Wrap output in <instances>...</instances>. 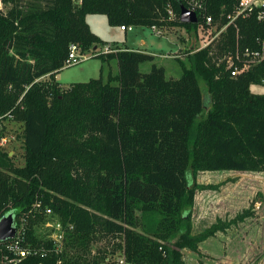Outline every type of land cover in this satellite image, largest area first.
Wrapping results in <instances>:
<instances>
[{"label":"trees","instance_id":"1","mask_svg":"<svg viewBox=\"0 0 264 264\" xmlns=\"http://www.w3.org/2000/svg\"><path fill=\"white\" fill-rule=\"evenodd\" d=\"M3 2L10 7L0 9V114L11 112L23 123L24 164L0 148V214L13 212L17 223L25 216L24 244L51 249L52 241L37 230L51 207L74 225L65 264H104L106 251L92 255V244L107 236L124 237L133 264H184L180 249L198 251L199 243L224 230L215 224L192 233L195 194L204 188L198 173L264 171V93L251 90L264 82V63L232 76L213 62L210 48L189 49V63L182 60L180 76L171 79L152 53L92 49L103 62L117 59L119 72L63 88L56 75L70 45L87 52L105 43L88 23L89 14H105L120 27L181 26L194 45L197 25L168 19V3L179 15L184 1ZM237 2L210 0L209 12L219 19ZM240 26L244 45L255 46L264 35V22L255 16L241 19ZM234 42L230 28L219 51ZM149 61L151 69L142 71ZM146 211L157 217L150 234L138 230L150 228L141 220ZM59 258L52 250L21 264H56Z\"/></svg>","mask_w":264,"mask_h":264},{"label":"rangeland","instance_id":"2","mask_svg":"<svg viewBox=\"0 0 264 264\" xmlns=\"http://www.w3.org/2000/svg\"><path fill=\"white\" fill-rule=\"evenodd\" d=\"M9 7L0 0V9L7 11ZM87 21L93 31L105 41L87 53H91L92 49L102 51V47L107 45L112 50H118L115 46L125 44L126 40L129 41V46L137 47L139 40L145 38L150 45L151 42L158 44L153 47L157 51V61L166 67L167 76L171 79L180 76L181 61L188 62L186 53L193 47L190 34L181 26L164 28L163 35L159 36L149 26L124 31L119 25L110 24L105 14H89ZM159 47L161 48L158 51ZM152 64L150 61L142 63L141 70L149 71ZM118 72L117 59L103 62L102 59L91 56L79 64L64 67L60 71V81L63 88H69L75 82H86L101 75L108 80L109 74L115 75ZM47 78L48 76L42 79ZM201 86L207 96V86L203 81ZM252 90L255 93H264V85L253 83ZM6 128L8 134L17 135L16 139L11 137L7 149L14 151L16 164L22 165L23 126L11 121ZM197 179L204 188L200 187L195 194L192 233L200 234L215 224L224 227V230H218L214 236L199 243L198 251L189 247L180 249L184 264H264V171L205 170L198 173ZM140 215L143 224L150 228L138 230L150 234L153 222L157 219L156 215L148 211L141 212ZM37 230L41 236L48 231L44 223ZM123 241V236L100 237L92 244V255L98 253L99 249L105 250L107 260L104 264H113L120 249L119 244L122 248L124 246Z\"/></svg>","mask_w":264,"mask_h":264},{"label":"built area","instance_id":"3","mask_svg":"<svg viewBox=\"0 0 264 264\" xmlns=\"http://www.w3.org/2000/svg\"><path fill=\"white\" fill-rule=\"evenodd\" d=\"M76 3L82 4L83 0H75ZM183 6L187 7L190 11L195 12L198 16V21L193 23L197 25L198 38L191 48V53L196 51L210 48V56L213 57V62L217 66L224 64L225 69L230 71L232 76L240 75L250 68L264 63V35H259L255 38L254 45H244V35L241 32L240 20L255 16L258 21L264 22V0H238L235 7L230 10H224L219 19H216L209 12L210 0H183ZM169 14V21H176L180 19V14L177 15L171 2L167 5ZM181 21V20H180ZM173 26H159L153 25L151 28L154 32L161 36L163 35L164 28H172ZM123 30H133L134 26H121ZM235 30V42L232 47L223 51H219V44L224 36L229 32V29ZM186 29V28H185ZM189 33V32H188ZM190 34V33H189ZM190 37L192 38L191 34ZM97 51V50H96ZM102 51H112L110 47L106 46ZM91 53L82 51L77 43L70 45L69 56L65 61V67L73 66L90 58ZM18 122L15 120L14 114L7 112L0 114V132L4 134L0 137V148L7 149V143L11 137L16 139L17 135L8 134L6 127L8 122ZM23 126V123H21ZM24 128V127H23ZM22 141L23 131L21 135ZM10 151V150H8ZM14 155V151H10ZM40 207V203L35 205ZM44 214L46 221L44 227L48 229L46 238L51 240L53 245L51 249L46 246L34 247L30 244H24L26 233V217L22 216L20 222H16L17 232L12 238L1 240L0 239V264H21L29 255L41 254L47 256L48 253L54 250L55 253L60 255L56 264H65L62 255L67 248V235L68 232L74 229L73 224H65L51 207H45ZM5 215L0 214V219ZM122 248V247H121ZM119 249L117 256L114 258L113 264H133L126 255L125 247ZM40 264H44L43 262Z\"/></svg>","mask_w":264,"mask_h":264},{"label":"water","instance_id":"4","mask_svg":"<svg viewBox=\"0 0 264 264\" xmlns=\"http://www.w3.org/2000/svg\"><path fill=\"white\" fill-rule=\"evenodd\" d=\"M180 20L183 23H196L198 16L195 12L190 11L187 7H181ZM17 227L15 215L13 212L6 214L0 219V239L6 240L16 235Z\"/></svg>","mask_w":264,"mask_h":264},{"label":"crops","instance_id":"5","mask_svg":"<svg viewBox=\"0 0 264 264\" xmlns=\"http://www.w3.org/2000/svg\"><path fill=\"white\" fill-rule=\"evenodd\" d=\"M88 17V16H87ZM89 23V22H88ZM136 27H139V26H134V28L133 29H135ZM141 27V26H140ZM93 30V29H92ZM123 30V29H122ZM124 31H128V30H124ZM129 41L128 40H126V42H125V44H118L117 46H115V48L117 49H119V48H130V49H137V50H143V51H146V52H149V53H152L153 55H155V62L157 63V64H159L160 65V63L157 61V58H156V56H157V51L155 50V49H153V47H155L154 45H158V44H155L154 42H151V45L150 44H148V42L146 41V39L145 38H143V39H140L139 40V43H138V46L137 47H135V46H129ZM144 45L145 46H147L146 48L144 47ZM108 46V45H107ZM106 47V46H105ZM105 47H102V48H105ZM151 47V48H150ZM161 47H159V48H157V50L159 51V49H160ZM153 61V62H154ZM103 68V67H102ZM101 68V69H102ZM56 79L60 82V84H62L61 83V81H60V72L59 73H57V75H56ZM264 83V82H263ZM262 83V85H264ZM251 90H252V85H251ZM253 91V90H252Z\"/></svg>","mask_w":264,"mask_h":264}]
</instances>
